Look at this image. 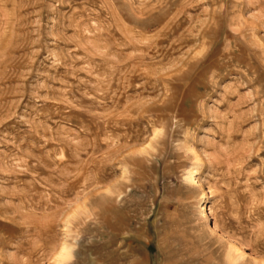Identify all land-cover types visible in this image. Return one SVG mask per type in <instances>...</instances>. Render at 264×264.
I'll return each instance as SVG.
<instances>
[{"label": "rangeland", "instance_id": "rangeland-1", "mask_svg": "<svg viewBox=\"0 0 264 264\" xmlns=\"http://www.w3.org/2000/svg\"><path fill=\"white\" fill-rule=\"evenodd\" d=\"M0 264H264V0H0Z\"/></svg>", "mask_w": 264, "mask_h": 264}, {"label": "bare ground", "instance_id": "bare-ground-1", "mask_svg": "<svg viewBox=\"0 0 264 264\" xmlns=\"http://www.w3.org/2000/svg\"><path fill=\"white\" fill-rule=\"evenodd\" d=\"M195 174H196L195 171H192V173L190 174L191 175L190 177H191L192 180H194L193 176ZM65 250H66L65 248L61 249L60 253L58 254V258L63 259V258L67 257V252H65ZM235 252H237L241 256V253H239L238 250H235Z\"/></svg>", "mask_w": 264, "mask_h": 264}, {"label": "snow or ice", "instance_id": "snow-or-ice-1", "mask_svg": "<svg viewBox=\"0 0 264 264\" xmlns=\"http://www.w3.org/2000/svg\"><path fill=\"white\" fill-rule=\"evenodd\" d=\"M157 135H159V133H157ZM68 250H65V252H67Z\"/></svg>", "mask_w": 264, "mask_h": 264}]
</instances>
